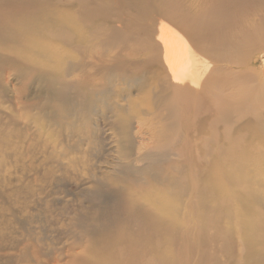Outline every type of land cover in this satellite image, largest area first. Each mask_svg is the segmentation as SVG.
<instances>
[{
	"label": "bare ground",
	"instance_id": "obj_1",
	"mask_svg": "<svg viewBox=\"0 0 264 264\" xmlns=\"http://www.w3.org/2000/svg\"><path fill=\"white\" fill-rule=\"evenodd\" d=\"M59 1L0 0V24L2 29L6 28L0 32V51L6 47L10 29L18 28L17 33L12 29L15 35L12 30L11 34L16 38L20 36L19 40L14 43L12 38L15 46L11 48L8 42L7 48L19 52L21 63L39 67L48 77L69 81L64 78L68 77L63 74L64 70L69 71L70 63H80L78 60L82 59V84H78L82 85L81 110L87 119L95 106H106L109 115L96 122L103 126L109 146L120 152L117 156L123 155L124 166L114 163L123 167L125 177L121 179L128 184L125 182L126 188L124 185L121 188L126 190L125 195L117 191V196L121 194L122 198L119 196L121 205L116 206L114 211L118 213L114 215H121V219L115 216L108 233L98 234L88 242L85 254L82 256L81 249L71 255L68 264H264V205L263 208L261 205L264 202L257 205L259 202L254 199L258 192L264 194V190L255 188L256 179L260 178L252 175L261 159L262 146L258 144L264 137V55L260 57L264 52V0H210L205 8H192L183 0H82V18L79 17L82 25L79 19L74 21L76 17L71 20L78 24H70L69 18L67 21L65 12L60 13L63 10ZM74 9L70 11L75 13ZM59 14H65L61 20ZM170 24L178 25L191 38L197 53L171 31ZM233 28L239 33H231ZM19 56L16 59L19 58L21 65ZM206 59L213 66L216 63L236 67L241 81L236 84L235 93L217 94L200 86L204 83L208 87L212 81V86L215 85L213 74L220 71L216 66L209 72L211 66ZM73 65L75 67V63ZM207 73L208 78L203 82ZM58 78L55 81L59 83ZM62 81L59 86H63ZM136 81H141L146 89L141 87L135 97L131 91L124 96V86L130 87L129 84ZM152 89L157 91V95L155 91L152 94L159 96V103L153 108L147 103L143 105V109H150L149 114L144 111L143 115L149 116L136 123L135 119L127 118L130 112L138 110L137 103H142V91L143 98L150 99ZM225 89L226 85L220 88L221 92ZM73 93L68 94L71 97ZM64 94L67 93L61 95ZM64 101H60L62 105ZM141 108L136 114L140 115ZM138 115L135 118L140 119ZM69 116L71 114L68 119ZM233 117L238 118L237 122L234 120L236 123L231 120ZM73 120H69L70 123L77 121ZM145 123L149 132L136 131L139 142L135 149L134 145L132 147L135 137H131L133 125ZM199 128L205 129L199 133ZM49 130L44 134L43 129L38 128L35 142L54 150V135ZM130 148L136 150L132 156L128 155ZM228 160L235 168L229 165L231 169L227 171ZM110 177L115 185L116 181L123 183L121 179ZM225 184L230 185L228 189L232 187L233 192ZM103 191L100 194L105 197L106 191ZM114 195L112 200H115ZM209 195L213 196L208 199L213 200L212 206L206 207L203 199ZM189 204L201 206L199 214L192 205L190 209ZM239 205L240 209L243 207L242 212ZM195 214L200 221H195Z\"/></svg>",
	"mask_w": 264,
	"mask_h": 264
},
{
	"label": "rangeland",
	"instance_id": "obj_2",
	"mask_svg": "<svg viewBox=\"0 0 264 264\" xmlns=\"http://www.w3.org/2000/svg\"><path fill=\"white\" fill-rule=\"evenodd\" d=\"M209 1L210 0H183V3L186 5L191 4L192 8H202V7L205 8L208 5ZM59 2L60 4L62 3L61 6L63 10L60 13L65 12V14L67 15L70 12V14L73 13L74 15V16L72 15L71 18L70 14L67 16L65 14H59L61 15L59 16V19L60 17L65 15L67 21L69 18L70 24H75V23L78 24V22L82 20L80 19L82 18L81 16L82 0H60ZM64 8L69 10V12L64 11ZM74 8H76V11ZM71 9H74L75 13L71 12L70 11ZM76 14L79 16H77ZM73 17L74 18L76 17L74 21H78V19L79 21L74 22L73 20H71L74 19ZM71 21H73L74 23H72ZM80 24L79 26L82 25ZM170 25H171L170 26L171 31L175 33L180 39L188 43L190 49H192V52L197 53L198 50L196 47L193 46V43H191L192 42L191 38L185 35V33L180 28H178V25H172V24ZM0 29H1L0 32H2L6 28L2 29L0 24ZM12 29H10V31L7 33L9 35H6L8 36V40L5 39L7 41V42L5 41L6 42L5 49L0 51V264H68L73 254L75 255V253L81 252V249H82V256L85 254L84 251L87 249V246L89 245L88 243L89 241H91L92 239L96 238L99 235L101 236L103 234L102 236H104L106 233H108L107 231L109 230L108 228L112 227L109 225L114 224L112 220L113 221L115 220L114 218L115 216L116 218L119 217L121 219L122 217L121 215L119 214L114 215V214L118 213V212L115 213L116 208L119 206V204L121 205V198H122L121 196L125 195L126 193V190H122L121 188L123 187L124 189L126 188L125 185L127 184V180L125 181L124 179H121L125 177L124 176L125 174L123 173V167L120 168L121 166H124L125 163L122 162L123 155H121V157L117 156V154L120 155V152L109 146L108 137L104 133L103 126L101 124L100 125L97 124L96 122L97 120L103 118L104 115L105 116L109 115L107 114L108 110L105 108L106 106L105 107L104 105L95 106L93 109V114L90 113L89 114L90 117L88 116L87 119L86 116L84 115L85 112L81 110L83 109L81 102L82 95H80L82 94V85L78 86V84H82V80H81L82 72H80V70L82 71L81 69L82 59L78 60L80 63H78L77 61L70 63L72 65L69 64L68 65L69 67L67 66L69 68V71L64 70L63 74L67 75L68 77L66 76L63 77L68 78L69 81L66 80L64 82L65 79L64 80L61 78L59 79L58 77H55L56 78L55 79L53 76H50L52 77L50 78L46 74H44L45 72L44 73L41 72L42 70H40L39 67L38 68L41 73L39 72L38 68H36L35 65L34 67L32 64H29L28 66L27 63H21L23 62V59L20 57L21 55L18 54L19 52L17 51L18 52L17 53L15 49H12L10 51V48H7L8 42L11 43L12 40L14 39L15 41L13 42L17 43L16 41L19 40L17 38L20 37V36H18L17 38L16 36L13 37L11 33L13 32V35H15V32L18 31V28L17 30L14 29L15 32ZM230 32L238 34L239 30L237 28H233L230 30ZM14 43L9 44L10 47L11 46L14 47L15 46ZM14 50L15 53L13 52ZM7 51L13 53L12 54L6 53ZM2 52H4L6 56L2 54ZM263 55L264 52L260 54V57H263ZM16 56H19L20 59L22 60V61L20 60L21 65L18 62L19 58L17 57L16 59ZM80 57L82 58V56ZM205 62L209 63V66H211L209 72H212V68L216 66H217V70L220 71H217L215 74H213V80L216 83L215 85L212 86L213 83L212 81L208 85V87H206L204 83H202L200 86H203V89H209L212 92H217V94L226 93V95H231L232 93H235L234 90L236 84L240 83L241 81L240 76L235 71L236 67H234L231 64H216V63L214 64L216 66H213V64H211V62H209V60L207 59L205 60ZM74 63H75V67L73 65ZM27 67L29 69H27ZM67 67L65 69H68ZM76 67L79 68L75 70ZM67 71L68 73H66ZM77 71H79L80 74L77 73ZM75 73H77V75L79 76L77 75L75 76ZM38 75L41 77H39ZM44 75L47 77H45ZM76 77L79 79H77ZM40 78L44 79L42 80L43 82L48 80V78H50L47 81V83H49V87L47 83H43L42 81H40L41 80ZM57 78L58 81L60 80L59 83L55 81L57 80ZM207 78H208V73L204 75L203 82ZM76 80L80 82L78 83ZM61 81L64 83V84L62 83L63 86L61 85L59 86V84H61ZM66 82L68 83L67 86L65 85ZM74 83L76 84L77 87L76 86L74 87L75 85ZM132 83L129 84L130 87H128L127 85L128 89L126 86H124L125 89L124 92H122L124 96L126 93L128 94L129 91H131L133 97H135L137 93L140 92L141 87L144 89H146L147 87L141 81L140 82L136 81ZM222 85H226L225 92H221L220 90ZM50 86H52V88ZM54 86L59 88L61 87L60 89L58 88L59 92L57 93L59 95L56 93V91L58 90L56 87L54 88ZM64 86H66L65 88L68 90L71 87H73V90L71 88L69 91L70 94L74 92L72 96L75 97L71 96L72 97L71 98L70 94H68L69 91L64 90L65 89ZM78 87L81 89V91H79L80 89ZM53 89H55L56 91ZM62 89L67 92H64ZM153 91H155L154 93L157 95V91L152 89V92L150 91L149 94V97L151 96V98L154 96L155 99L152 98V100H150L151 98L148 99L147 97L143 98L144 96L142 91L141 94L142 97L140 96L141 97L140 101L143 100L144 103L143 101H142L143 104L141 102H138L140 103V107H142L141 110H143V111H139V114L140 115L142 114V116L138 115V112L136 114V111L140 110L138 103H137L138 110L136 108V111L134 112L135 115H138V117H140V119L135 118V115L132 110H131L132 114L131 112L130 114L133 115V117L130 116L129 113H127L129 114L127 118L129 117L130 119L131 117L130 120L135 119L134 122L136 123V121L139 122V120H141L140 122H143L144 117L147 118L149 116V115L148 116L143 115V112L145 111V114L147 112H148L147 114H149L150 112L149 108L150 107L153 108L154 106L156 107L157 104L159 103L158 102L159 96L152 94ZM76 92L79 93V95ZM63 93H67L64 94L65 97L67 96L66 98L62 96ZM61 97L62 99L60 100ZM78 97H79L78 99L79 103L76 100ZM63 98L66 100L64 101ZM69 98L70 100H72L71 101L72 105L70 103ZM153 100L155 101L154 103L152 102ZM60 101L62 103L64 101L65 103L62 105ZM73 102L75 104L77 103L76 106ZM150 102L153 103L152 104L153 106L151 105ZM145 103L148 104L149 108L144 107L143 109V105ZM67 104H70L73 108L80 107L78 108L79 111L81 110L80 113L77 110V108L74 111V109L71 106H68ZM147 104H145L144 106H147ZM66 105L68 107V110H66L67 109ZM55 106L57 107L55 108ZM59 108L63 111H61ZM64 111L66 112V115ZM67 111H70L69 113L71 114V117L69 116L70 117L69 119H68V115L70 114ZM73 112H75V114H78L79 117L78 115L75 116ZM127 112H129V110ZM58 113L59 115H57ZM57 116L59 119L57 118ZM74 116L77 118H75ZM84 116L85 118H83ZM66 117L68 122H66L67 121ZM141 117H143V119H141ZM60 118L62 120L65 119V121L63 120L65 124ZM88 118L90 120H88ZM72 119L74 120L77 119V121L75 120L77 124L74 120L73 121L75 123L72 121L70 123L69 120ZM81 119L84 120L82 121ZM231 120L233 122L235 121L237 122L238 118L233 117ZM132 122L133 121H131L130 123ZM48 123H52V124L54 123L53 125L55 126ZM68 124L70 125V127ZM61 126L64 128H61ZM133 127L134 128L133 131L131 132L132 134L131 137H135V140L133 139L134 144H132V147L133 145L135 146V144L136 146L138 145L139 138L136 139V136H138L139 133L144 134L149 132V128L146 123L142 126L141 125L139 126L138 124H134ZM38 128H42L44 134H46L50 129L49 131L51 132V134L54 135V150H51V148H48L50 149L48 150L40 142L39 143L38 141L35 142L37 140L36 136L38 135ZM204 129L205 128H199V133H201ZM137 130L140 131L138 134H137L138 132ZM61 132H64L65 136L64 133ZM66 135L68 138L66 137ZM73 137L74 139H72ZM79 137L81 140L78 139ZM136 140L137 142L135 143ZM259 142H261V144L259 143L258 145L262 146L260 147L261 148L260 158L262 159L260 160L262 161V164L259 160L260 163L259 162L257 163L258 168L256 167V165L254 166L255 169L253 168L252 175L254 176V178H256L257 176L260 179L262 177V179L264 180V174H263L264 173L263 171L264 170V165H263L264 137L263 139H260ZM136 146L133 148L137 149ZM133 148H130L131 154L128 151V155L132 156V154H135L136 150L132 151ZM42 150H44V152ZM261 150H263V152ZM43 155L47 156L48 158L47 157L43 158L44 157ZM48 155L51 156L49 157ZM114 155L116 157H114ZM229 157L227 159H229ZM72 159L74 160V162H72L73 161ZM224 160H226L225 157ZM47 161L48 163L49 162L50 163L45 165ZM114 162L120 167L119 166L117 167V165H115ZM228 163L229 164L227 165L226 162L227 171L228 169L229 170L231 169L230 168L231 164L229 160ZM259 164L263 166L262 167L263 169L260 167ZM231 167L232 169L233 167L235 168V166H231ZM118 168L120 169V171L118 170ZM85 170L88 172L87 174ZM121 173L123 175H121ZM259 173L262 175H260ZM88 174H90L89 175L90 177L87 176ZM105 174L106 176L110 175L113 176L114 178L117 175L118 176L121 175L119 176L120 178L116 177L119 180L121 179L122 180L121 182H123L122 184H118L120 182L116 181V183L120 185V188H118L117 184H116L117 186L113 184L114 181L112 180L113 179L112 177L110 176L106 177ZM83 175H86L87 178H85ZM101 176L103 177L100 178ZM104 176L107 179H105ZM91 177L92 180H90ZM99 178L103 183L100 182V184H98ZM116 178L114 180H117ZM88 179L89 181H87ZM260 179H256L255 188L258 186L259 187V188L257 187L258 191L260 190V188L263 191L264 182L262 181V179L260 181ZM109 181L110 183H108ZM257 181L259 182L257 183ZM226 182L227 181H225V183ZM260 182H262V184H259ZM103 184L108 185V187L111 186V188L108 187L106 188L105 185L102 186ZM229 186L230 185H226L227 189ZM97 188H99V190ZM115 188L118 189L116 190ZM101 189H103L104 191ZM114 190H116V192H114ZM228 190L232 191L233 189L232 187H230ZM102 191L107 192V193L105 192L106 195L105 197L104 195L102 196L100 194ZM117 191H119V193L122 192L121 193L122 195L120 194L117 196V194H119L117 193ZM110 192L111 194L112 193L113 194L109 195ZM259 194L262 195V197H260ZM113 195L115 200H112ZM263 195H264L263 192H258L257 193L258 197L257 196H256L257 198L254 197V199H257L255 201L259 202L258 204L254 201L257 205H260V203L264 202ZM115 197H117L118 200ZM208 197H206V200L205 198L203 199L205 201L204 205L206 204L205 205L206 207L208 206L211 207L213 196L209 195ZM183 198L186 199L187 197L183 196ZM210 198L212 199L208 200ZM207 200L210 203H208ZM183 204L185 203H181V205ZM191 205L192 204H189L190 209H191ZM196 205L197 204H195V206L192 205V207L197 209V211L195 209L194 210L196 211V213L199 214L198 210L200 211L201 206H196ZM261 205L263 208L264 203ZM238 209L241 212L243 211V207L240 209V205ZM246 211L247 210H245L244 212ZM198 214H195L196 215L195 221L197 220L200 221V217L198 219ZM119 218L118 220H120Z\"/></svg>",
	"mask_w": 264,
	"mask_h": 264
}]
</instances>
